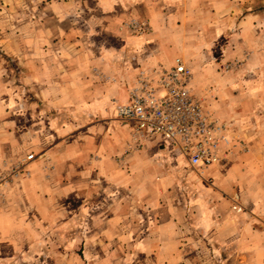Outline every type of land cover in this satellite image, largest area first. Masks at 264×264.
Here are the masks:
<instances>
[{"label":"rangeland","instance_id":"1","mask_svg":"<svg viewBox=\"0 0 264 264\" xmlns=\"http://www.w3.org/2000/svg\"><path fill=\"white\" fill-rule=\"evenodd\" d=\"M177 59L192 71L203 108L230 126L231 155L216 167H245L234 185L219 178L220 201L238 186L239 206L215 200L214 210L264 217V0H0V142L10 143L8 185L15 192L38 178L33 206L13 203L18 224L1 237L0 264L206 258L200 212L208 208L200 199L216 197L219 179L156 143L134 150L117 114L141 70L172 67ZM84 69L87 78L80 77ZM109 77L124 83L123 92L106 93ZM105 94L104 117L120 126L107 139L98 128ZM154 212L171 225L161 228V216L148 219ZM223 249L207 260L217 254L220 264H238L246 254ZM251 254L253 262L264 259V247Z\"/></svg>","mask_w":264,"mask_h":264},{"label":"built area","instance_id":"2","mask_svg":"<svg viewBox=\"0 0 264 264\" xmlns=\"http://www.w3.org/2000/svg\"><path fill=\"white\" fill-rule=\"evenodd\" d=\"M192 81V71L181 59L172 67L143 69L128 86L117 114L134 150L156 143L202 174L229 158L233 137L229 124L209 114L194 96Z\"/></svg>","mask_w":264,"mask_h":264},{"label":"crops","instance_id":"3","mask_svg":"<svg viewBox=\"0 0 264 264\" xmlns=\"http://www.w3.org/2000/svg\"><path fill=\"white\" fill-rule=\"evenodd\" d=\"M78 73H80V70L78 69ZM112 71V76L113 75ZM123 75L122 71H116L115 75L120 76ZM80 76V75H78ZM89 73H85L82 71V76L80 77H88ZM109 81L104 83V86L106 87V93L110 91H116V93L123 92V82L116 78L109 77ZM116 80V82H115ZM113 81L115 82L113 84ZM82 84H89L88 81L82 83ZM80 84V85H82ZM90 84H95V83H90ZM101 86H103V82L101 83ZM93 90V89H92ZM96 91V90H95ZM103 93V92H102ZM106 97L104 99V106L102 105V111L100 112V117L101 123L100 127L98 128H103L104 132L102 136H106L109 138V134H118L119 133V122L117 121H111L108 117H104V114H107L108 112V99L109 97L108 94H105ZM103 100V97H102ZM110 121V122H109ZM98 129H96L97 131ZM78 138V137H76ZM79 139V138H78ZM77 142V140H76ZM10 143H7L6 141L0 142V197L3 199H0V202L3 201L5 203L6 207L1 208L0 207V248H6L5 246V241L6 239H1V237L5 238L7 236H12L14 225L16 222L17 223V207L13 205L14 201L17 202L18 204L20 203L21 205L19 208L21 210L27 209L30 206H33V203L35 199H38V178H35L30 181H24L21 182L17 188H15L17 191L14 192V187L12 189L11 185H8L10 181V172H9V167L10 164L8 163L7 155L9 154ZM80 150V149H79ZM76 150L74 152V155L78 156V154L82 153L81 151ZM102 155H107V151L104 149V153H101ZM38 167H41L38 165ZM245 167L243 165H227L223 167L217 168L216 166L213 168H210L208 171H205L203 174L204 176L209 175V177L213 178H226L224 179L223 182H237L239 178L242 177L241 173L245 171ZM233 173L229 175H224L222 176L223 173ZM234 173L236 174L234 176ZM220 179L219 181H214L213 184L216 186L214 187L216 191V197L215 195H212L211 200L206 201L205 199H200V204L203 205L202 208L206 209L208 208V211L206 212H200V253L203 255L204 253L206 254V258L200 257V264H220L218 261L219 257L216 254L215 258L217 260H207V255L209 257L211 256V252L215 251V249H220L223 251L224 246L229 248L230 246H235L237 247L238 251H244L246 254L244 256H240V258H243L238 262V264H264V259L258 260L253 262L252 259L255 258L251 253H253V250H258L262 249L264 247V217L256 211L252 212H236L234 211L238 204H240V201H242V196H240V193H238V190L240 187L238 186H233L235 189L232 190V193L229 195V199H223L220 201V195H221V190L218 189L220 184ZM215 180V179H214ZM30 187V189L26 191L25 193L22 192V187L24 185H27ZM234 185V183L232 184ZM16 187V186H15ZM232 187V186H230ZM215 191L214 194H215ZM226 192V191H224ZM242 193V192H241ZM228 194V193H227ZM14 196L16 199H14ZM215 200H218L220 206H223L224 208L229 207L230 205L233 206V211L232 212H226L224 211L223 214L217 213L214 209V202ZM213 206V207H212ZM29 209H27L28 211ZM163 212V211H161ZM165 213L164 216H161L160 214L157 213H149L148 214V219L153 221H156L157 217H160V220H162V226L163 227H168L171 224H166L165 220H170V218H165ZM167 216V215H166ZM169 217V216H168ZM165 221V222H163ZM19 226V225H18ZM240 249V250H239ZM218 251V250H216ZM220 252V251H218ZM252 255V256H251ZM228 262H226L227 264ZM234 264V263H233ZM237 264V262L235 263Z\"/></svg>","mask_w":264,"mask_h":264}]
</instances>
